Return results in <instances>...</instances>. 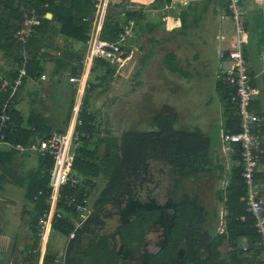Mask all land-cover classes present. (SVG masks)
Masks as SVG:
<instances>
[{"label":"trees","instance_id":"16d2710c","mask_svg":"<svg viewBox=\"0 0 264 264\" xmlns=\"http://www.w3.org/2000/svg\"><path fill=\"white\" fill-rule=\"evenodd\" d=\"M24 1L27 4L18 14L15 28L19 26L24 11L34 8L40 16V25L36 27L34 35L37 33L43 37L45 34L58 32L65 38L82 45L83 51L79 52L77 63L71 65L68 76L80 71L88 38L89 21L94 14V0ZM166 1L170 2V0ZM47 13L51 14L50 18L46 17ZM143 16L142 12H127L123 19L126 21L127 18H133L137 26ZM83 18L87 21H83ZM121 25L122 23L114 20L105 21L101 37L114 39ZM255 32L258 52L262 53L264 52V19L261 15L256 18ZM34 44L32 42V45ZM246 46L244 54L248 59ZM32 56L34 66L30 74L39 77L42 74L41 63L35 53ZM97 67L114 72L111 65L101 59L96 61L91 73ZM55 69L60 71V65L56 64ZM56 74L54 71L53 75ZM89 82L90 86L85 91L80 112L82 125L79 127L88 137L81 139L82 147L77 151L73 162V169L82 177L84 185L78 188L66 185L62 194L76 197L81 202L92 195L97 177H102L106 183L95 202L90 204V215L81 227L75 230V236L69 239L64 249V264H119L114 261L115 258L141 260L150 258V264H264L259 250L255 247L258 238L254 228L255 218L247 212L246 203L242 199L246 194V186L241 177L242 164L234 172L232 181L227 187L225 231L219 233L207 224L211 218L210 212L205 209L197 195H193L191 190L181 193L187 179L191 180L198 176L206 178L216 170L212 161L210 138L197 128L188 131L177 129L176 112L168 104L162 105L154 115L151 120L153 126L151 130L137 132L130 128L118 138L111 136L106 129V136L99 138L95 112L90 108L93 107L92 100H96L102 91L99 89L100 85L94 84L91 77ZM253 84L255 85V81ZM218 90L221 99L225 102L227 122L225 127L237 131L229 90L220 81ZM74 91L73 88L69 100L67 99L65 119L52 124L40 109L33 106L26 114L18 112L14 107L18 95L8 98L9 91L4 92L0 89V114L4 102H8L5 109L8 115L6 140L11 143L26 144L47 137L57 126L65 129L70 119ZM101 145H104L102 153L99 150ZM234 153L240 159L238 146ZM39 159L46 173L43 180L33 181L26 187V200L33 204L34 215L31 219L32 241L24 248L25 256L22 264H31L26 253L37 243L34 226L38 215L47 207L45 204L46 193L49 190L47 170L51 167L52 160L42 157ZM164 172L171 184L166 188V199L160 201L154 195V191L160 186V176ZM63 209L65 215L55 220L53 232L67 238L74 227V212L72 207L63 206ZM27 212L29 214L30 211ZM114 213L120 215L121 225L115 235H110V240L106 234L100 235V231H103L106 220ZM154 227L162 231L159 251L155 254H147L146 251L141 253L145 246L143 233ZM242 238L247 241L246 252L241 246L238 247ZM117 241L120 245L119 249H116ZM224 242L230 246L227 258L222 256L220 250ZM57 253V250L53 252L47 248L42 264H57L55 262ZM125 264L133 263L125 262ZM143 264L147 263L143 261Z\"/></svg>","mask_w":264,"mask_h":264},{"label":"crops","instance_id":"0c3cea01","mask_svg":"<svg viewBox=\"0 0 264 264\" xmlns=\"http://www.w3.org/2000/svg\"><path fill=\"white\" fill-rule=\"evenodd\" d=\"M242 2L247 12L246 26L249 31L246 51L248 54L247 47L249 46L250 51L256 54L255 66L250 63V54L248 62L255 86L259 89L258 99L253 100L251 108L264 117V86L262 88L261 79L258 80L260 75H264L262 70L264 52H258L255 32L256 18L260 15L263 17V14L254 0H242ZM26 4L24 0H0V89L4 92L9 91L8 83L15 78L20 63L21 47L12 38V33L15 30L14 24L19 18L18 14L25 9ZM123 4L132 10V13L142 12L144 15L141 23L136 26L130 42L136 44L137 30L142 28L145 29L143 39L145 38L146 43H154L159 49H165L158 53L160 60L154 68H157L160 73V84L161 80L172 82V79H167L163 75L170 74L174 78V102L166 101L164 104H168L176 112L175 127L185 131L197 128L210 138L212 161L216 170L213 174H208L206 178L200 176L192 178L191 182L194 185L191 187V193L197 195L205 209L210 212L211 218L207 224L211 227L214 221L217 222L216 231L219 232L221 228L222 231L219 233H222L225 231L227 214L225 205L227 187L232 181L234 172L241 166L236 153L221 150L220 140L221 130L227 122L225 102L221 99L218 90L221 63L219 52L229 48L232 43V22L226 3L224 0H170V2L166 0H123ZM34 36L27 45L26 75L19 87L14 107L18 112L26 114L33 106L40 109L54 124L56 121L61 122L65 119L67 99L69 100L74 88L68 80V72L71 65L77 63V56L82 51L80 47L82 45L65 38L58 32L48 33L43 37L36 33ZM54 40L61 41V43L56 44ZM32 42L35 44L32 45ZM137 49L129 61L131 68L133 69L137 60L146 71L153 65L151 60L156 53L149 49L138 58L140 45ZM33 53L37 58L39 57L41 63L42 74L39 77L30 74L34 66V61L31 60ZM132 54H134L133 51ZM56 64L60 65V71L55 69ZM54 71L56 75H53ZM42 75H45L44 79L41 78ZM54 92H57L64 101L55 103L53 101ZM61 127L57 126L54 130L58 131L62 129ZM234 148L236 149L237 145H234ZM45 173L42 161L35 153L28 152L21 155L7 144L0 146V233H5L3 230L8 228L11 220L8 206H4L5 203L7 204L8 201L13 202L11 205H15L18 202L17 195L21 196V201L24 195L27 202L25 195L27 185L33 181L43 180ZM164 174L166 175L165 172ZM254 179L258 194L264 200V155L260 159ZM158 193L165 195L166 188H162V193L159 188L154 191V195L157 196ZM4 195L6 197L2 199ZM27 203L29 205L26 211H33V204ZM13 218L16 222L18 215L15 214ZM29 225L27 233L30 239L26 246L32 241V225L31 223ZM211 228L214 229V226ZM243 243H247L245 238L239 240L238 247ZM224 249L226 257H223L227 258L230 252L227 242L220 247L221 252ZM3 258H0V262L4 260Z\"/></svg>","mask_w":264,"mask_h":264},{"label":"built area","instance_id":"2783aa9c","mask_svg":"<svg viewBox=\"0 0 264 264\" xmlns=\"http://www.w3.org/2000/svg\"><path fill=\"white\" fill-rule=\"evenodd\" d=\"M224 1L232 22V43L229 48L219 52L221 58L219 81L229 90L232 115L236 120L238 130L231 131L227 127L221 130V150L234 153V145L238 146L242 164L241 177L246 186V194L242 199L246 203L247 212L255 218L254 228L258 235L255 247L264 260V200L259 196L254 180L261 156L264 154V117L251 108L252 95L258 94L259 89L253 84L252 70L244 54V47L249 42L245 5L242 0ZM254 2L257 3L264 17V0H254ZM93 5L94 14L89 21L88 38L80 71L68 76L75 91L70 119L66 128L26 144L11 143L6 140L5 136L8 120V115L5 112L8 106L7 101L4 102L0 114V146L7 144L21 155L32 152L38 157L52 160V165L47 170L49 176V190L45 198L47 207L38 215L34 226L37 243L26 253L31 264L43 263L48 239L53 232V223L65 215L63 206L72 207L74 212V227L63 243L64 248H66L69 239L75 236V230L81 227L91 213L88 199H83L80 202L76 197L63 195L62 191L66 185L73 188L84 185L82 177L73 169V162L77 151L82 147L81 139L88 137L86 133L80 131L79 127L82 125L80 112L85 91L90 86L92 68L96 61L101 59L107 61L117 73L129 63L133 56L130 40L134 36L136 21L133 18H127L126 21L123 19L127 12L133 11L123 4V0H94ZM107 20L122 23L120 31L114 39L101 37L103 24ZM83 21H87V19L83 18ZM39 25L40 16L34 8H31L24 11L19 26L12 33V38L20 45L22 54L17 74L8 83L10 85L8 98L19 94V87L26 75L27 45ZM41 78L44 79L45 75H42ZM3 89L5 90V87ZM221 231L220 228L219 232ZM241 248L246 252L248 250L247 243H243ZM55 262L64 264V250L58 254Z\"/></svg>","mask_w":264,"mask_h":264},{"label":"rangeland","instance_id":"374dc122","mask_svg":"<svg viewBox=\"0 0 264 264\" xmlns=\"http://www.w3.org/2000/svg\"><path fill=\"white\" fill-rule=\"evenodd\" d=\"M140 29L138 28L137 30L136 44L130 42V47L134 53V56L138 50L137 46L139 47L140 45L141 50L138 52V58L149 49L156 53V56L152 57L151 60L153 65H151L149 69L146 70L147 72L136 60L133 69L131 68V62H129L128 65H125V67L117 73L115 71L111 72L110 70L104 71L102 68L98 67L93 71V73H91V80L94 82V84L100 85L99 89L102 91L96 100H92L93 107L90 108L92 112H95L96 126L98 131L97 137L99 138L106 136V129L109 131L111 136L118 138L124 131H127L130 128L137 132L151 130L153 128L151 120L160 110L162 105H164L166 101L174 102V78L170 74L163 75V77H167V79H172V82H169V80H165L166 82H163L161 80L160 84V73L158 72L157 68H154V66L157 65L160 60L158 53L165 49H159V47L154 43H146L145 38L143 39V32L145 29ZM144 36L146 35L144 34ZM54 41L56 44L61 43V41ZM80 47L82 48V46ZM247 49L248 55L250 54V63H253L255 66L256 54L253 51H250L249 46ZM262 70L264 71V67ZM260 76L258 77V80L260 81L261 79L260 86L263 88L264 75ZM53 101L58 103L59 101L63 102L64 100L57 92H54ZM99 150L100 153H102L104 150V145H101ZM160 178L162 183L158 188L162 193V188L169 187L171 182L164 173L160 176ZM95 181L96 187L92 190V195L88 199V205L95 202L106 183V180L102 177H97ZM192 185L194 184H192L191 180L187 179L182 186L181 193L190 191ZM195 185H197L196 182ZM4 197L6 196H2V199H4ZM16 197L18 198V202H16L15 205H11L13 202L8 201L7 204L5 203L4 205L5 207L8 206V214L11 216V220L9 221L10 225H8V228H5L8 230V233H6L5 229L3 230L5 233H0V258H3L4 256V260H1L0 264H22V260L25 256L24 248L30 239L27 233V230L29 229L27 226H30L29 224L31 223L34 212L30 210L28 214L26 211L29 204L25 201L24 195L22 197V201L21 196L17 195ZM1 202L4 204L3 200H1ZM15 214L18 215V220H16V222L13 218ZM113 221V216L109 217L107 219L106 227L108 228L111 224L113 225ZM22 226L23 228L21 229ZM213 226L214 229L217 230V222L215 223L214 221L211 227ZM21 230L26 232H21ZM158 231L159 230L157 228H150L144 231L142 239L147 242V248L154 249L155 247H158V244H156L158 237L160 236V234H157ZM20 235L22 236L20 237ZM65 240L66 238L60 233L51 232L48 239L47 248L53 252L57 250L58 255L62 252V250L65 249L63 245ZM148 242H150V244H148ZM147 248L144 250L149 251ZM221 253L222 256L226 257L225 249L222 250ZM57 255L56 258H58Z\"/></svg>","mask_w":264,"mask_h":264},{"label":"flooded vegetation","instance_id":"af4514ba","mask_svg":"<svg viewBox=\"0 0 264 264\" xmlns=\"http://www.w3.org/2000/svg\"><path fill=\"white\" fill-rule=\"evenodd\" d=\"M161 183H162V181H161ZM161 183H159V185H161ZM157 198L160 201H164L166 199V196L165 195L162 196V195H159L158 194L157 195ZM113 219H114L113 225L111 224L110 227H108V228L105 225L103 231H100V235L101 234H103V235L106 234L108 236V238H110L111 237L110 235H112V234L115 235L116 231L118 230V227L121 225V223L119 222L120 221V215L114 213L113 214ZM106 223H107V220H106ZM154 228H157L159 230L157 232V234H160V236L158 237V240L156 242V244H158V247H155L156 249L155 248L154 249L147 248V246H146L147 245V242H145V246L142 248V250H141L142 252L141 253H144V251H145L144 249L145 248L149 249V251L148 250L146 251V252H148L147 254H150V253L155 254V253H157L159 251V247H160V244H161L160 242H161V233H162V231L158 227H154ZM110 240H111V238H110ZM150 242H151V239H150ZM150 242H148V244H150ZM116 244H117V248L116 249H119V246H120L119 245V242L117 241ZM114 261L117 262V263H119V264H125V262H129V263H133V264L134 263L135 264H143V261H145L147 264H150L151 263V259L150 258H148L146 260H141L139 258H127V259L115 258Z\"/></svg>","mask_w":264,"mask_h":264},{"label":"water","instance_id":"95a60500","mask_svg":"<svg viewBox=\"0 0 264 264\" xmlns=\"http://www.w3.org/2000/svg\"><path fill=\"white\" fill-rule=\"evenodd\" d=\"M50 15H51L50 13H47V14H46V17L48 18V17H50ZM252 99H253V100L258 99V94H257V93L253 94V95H252ZM58 131H62V129H59Z\"/></svg>","mask_w":264,"mask_h":264}]
</instances>
